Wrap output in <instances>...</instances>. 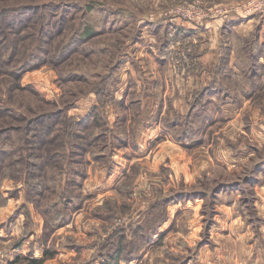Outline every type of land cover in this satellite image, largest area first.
<instances>
[{
	"label": "clouds",
	"instance_id": "obj_1",
	"mask_svg": "<svg viewBox=\"0 0 264 264\" xmlns=\"http://www.w3.org/2000/svg\"><path fill=\"white\" fill-rule=\"evenodd\" d=\"M0 264H264V0H0Z\"/></svg>",
	"mask_w": 264,
	"mask_h": 264
},
{
	"label": "rangeland",
	"instance_id": "obj_2",
	"mask_svg": "<svg viewBox=\"0 0 264 264\" xmlns=\"http://www.w3.org/2000/svg\"><path fill=\"white\" fill-rule=\"evenodd\" d=\"M29 6H31V5H29ZM69 6H72V3H70Z\"/></svg>",
	"mask_w": 264,
	"mask_h": 264
}]
</instances>
